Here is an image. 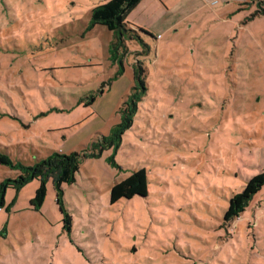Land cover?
<instances>
[{
  "label": "rangeland",
  "instance_id": "1",
  "mask_svg": "<svg viewBox=\"0 0 264 264\" xmlns=\"http://www.w3.org/2000/svg\"><path fill=\"white\" fill-rule=\"evenodd\" d=\"M108 1L0 0V152L14 162L87 151L107 135L134 64L148 87L120 147L86 156L62 185L70 231L51 178L38 209L39 180L7 191L0 264H264V185L224 219L264 172V0H158L144 12L142 0L129 17L154 36L139 31L148 47L126 40L116 78L113 33L87 29ZM139 168L148 195L111 202ZM17 175L0 162V181Z\"/></svg>",
  "mask_w": 264,
  "mask_h": 264
},
{
  "label": "trees",
  "instance_id": "2",
  "mask_svg": "<svg viewBox=\"0 0 264 264\" xmlns=\"http://www.w3.org/2000/svg\"><path fill=\"white\" fill-rule=\"evenodd\" d=\"M142 0H109L93 8L87 29H92L95 25H104L113 33L110 42L109 53L112 62L118 64V69L113 78L123 74V55L126 50V40L138 39L147 47L140 32H145L154 36L149 30L134 26L127 21L129 13ZM135 85L132 92L123 102L126 107L121 113L120 122L113 125L107 135H101L100 139L93 141L87 151H72L70 153L54 152L46 157L39 158L33 164H24L20 161L14 162L8 153L0 152V162L9 165L18 171L16 177H6L0 181V209L6 207V194L9 189L21 190L33 180H39V186L35 195L30 200L34 209H38L44 203L47 196V182L51 178L58 189V202L61 204V211L64 213L63 226L70 231L72 228V218L66 213L61 203L63 193L62 185L70 184L76 180V174L80 170L82 160L88 157H98L105 149L114 148L116 151L121 143L124 133L131 128L135 115L138 113L139 102L143 99L148 89L145 82V70L141 63L134 64L133 67ZM95 97H93V101ZM116 149V150H115ZM85 152H88L85 154ZM114 155L109 160L115 165ZM264 185V172L255 174L244 185L243 189L236 192L230 201L225 212L226 221L238 217L239 213L245 211L251 197L257 193ZM136 195H148V178L145 168H139L123 180L116 182L111 188L110 200L116 202L121 198H133Z\"/></svg>",
  "mask_w": 264,
  "mask_h": 264
},
{
  "label": "crops",
  "instance_id": "3",
  "mask_svg": "<svg viewBox=\"0 0 264 264\" xmlns=\"http://www.w3.org/2000/svg\"><path fill=\"white\" fill-rule=\"evenodd\" d=\"M143 2V1H142ZM141 2V3H142ZM140 3V4H141ZM161 3H163V4H166V1H164V0H161ZM139 4V5H140ZM139 5L137 6V7H139ZM150 6H153V8H155V9H160L159 7V1L158 0H149L148 1V3H147V5L146 6H144V8H143V12L144 11H146L147 9H149V7ZM136 7V8H137ZM153 12H155V10H151V14H153ZM130 14V13H129ZM127 21L128 22H130V23H132L134 26H142V25H140L141 23L140 22H138V19H132L131 17H129V15H128V17H127ZM95 26H97V25H95ZM94 26V27H95ZM93 27V28H94ZM144 28V27H143ZM160 35V34H159Z\"/></svg>",
  "mask_w": 264,
  "mask_h": 264
}]
</instances>
